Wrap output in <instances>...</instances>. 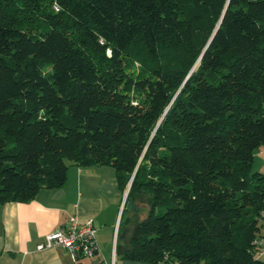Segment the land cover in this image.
<instances>
[{
  "label": "trees",
  "instance_id": "1",
  "mask_svg": "<svg viewBox=\"0 0 264 264\" xmlns=\"http://www.w3.org/2000/svg\"><path fill=\"white\" fill-rule=\"evenodd\" d=\"M262 144L264 0H0V203L109 165L117 258L264 264Z\"/></svg>",
  "mask_w": 264,
  "mask_h": 264
},
{
  "label": "crops",
  "instance_id": "2",
  "mask_svg": "<svg viewBox=\"0 0 264 264\" xmlns=\"http://www.w3.org/2000/svg\"><path fill=\"white\" fill-rule=\"evenodd\" d=\"M259 169L264 173V162ZM122 194L109 165H69L60 186L40 188L27 201L0 203V264H73L61 247L37 249L44 235L69 215L89 219L94 229L96 253L80 259L81 264H145L114 255ZM261 237L264 225L257 238ZM257 257L264 262V247Z\"/></svg>",
  "mask_w": 264,
  "mask_h": 264
},
{
  "label": "built area",
  "instance_id": "3",
  "mask_svg": "<svg viewBox=\"0 0 264 264\" xmlns=\"http://www.w3.org/2000/svg\"><path fill=\"white\" fill-rule=\"evenodd\" d=\"M126 189L122 194V203ZM258 221L264 225V206L259 211ZM253 252L255 256L261 253L264 247V237L253 241ZM61 247L65 249L72 259L73 264H81L80 259L91 258L96 253L94 241V229L89 219L79 220L75 215H69L65 222L46 233L43 241L37 245V249Z\"/></svg>",
  "mask_w": 264,
  "mask_h": 264
},
{
  "label": "rangeland",
  "instance_id": "4",
  "mask_svg": "<svg viewBox=\"0 0 264 264\" xmlns=\"http://www.w3.org/2000/svg\"><path fill=\"white\" fill-rule=\"evenodd\" d=\"M252 159L253 160L251 161V165H250V168H249V171H248V175L251 174L254 171L262 172V171H260L259 168H260V163L264 162V145L259 147V148H256L253 151ZM259 161H260V163H259Z\"/></svg>",
  "mask_w": 264,
  "mask_h": 264
},
{
  "label": "water",
  "instance_id": "5",
  "mask_svg": "<svg viewBox=\"0 0 264 264\" xmlns=\"http://www.w3.org/2000/svg\"><path fill=\"white\" fill-rule=\"evenodd\" d=\"M128 187V186H127ZM127 187H126V190H127Z\"/></svg>",
  "mask_w": 264,
  "mask_h": 264
}]
</instances>
